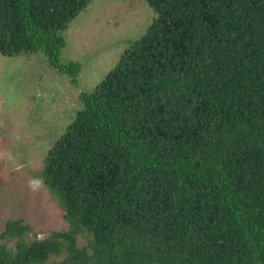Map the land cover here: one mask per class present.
Instances as JSON below:
<instances>
[{
    "label": "trees",
    "instance_id": "trees-1",
    "mask_svg": "<svg viewBox=\"0 0 264 264\" xmlns=\"http://www.w3.org/2000/svg\"><path fill=\"white\" fill-rule=\"evenodd\" d=\"M91 1L0 0V54L41 51L78 85L63 32ZM145 1L43 159L67 228L8 220L0 264H264V0Z\"/></svg>",
    "mask_w": 264,
    "mask_h": 264
},
{
    "label": "rangeland",
    "instance_id": "rangeland-1",
    "mask_svg": "<svg viewBox=\"0 0 264 264\" xmlns=\"http://www.w3.org/2000/svg\"><path fill=\"white\" fill-rule=\"evenodd\" d=\"M154 17L145 0H92L63 32L62 58L82 63L78 85L51 67L41 51L0 54V233L13 219L30 226L28 237L67 228L47 187L33 188L29 181L39 179L47 151L82 107L80 92L95 87ZM86 243L77 237L78 247Z\"/></svg>",
    "mask_w": 264,
    "mask_h": 264
},
{
    "label": "clouds",
    "instance_id": "clouds-1",
    "mask_svg": "<svg viewBox=\"0 0 264 264\" xmlns=\"http://www.w3.org/2000/svg\"><path fill=\"white\" fill-rule=\"evenodd\" d=\"M42 184H43V181L40 179H33L29 181V186L33 188L40 187L42 186Z\"/></svg>",
    "mask_w": 264,
    "mask_h": 264
}]
</instances>
